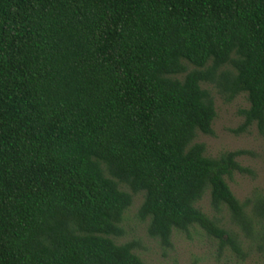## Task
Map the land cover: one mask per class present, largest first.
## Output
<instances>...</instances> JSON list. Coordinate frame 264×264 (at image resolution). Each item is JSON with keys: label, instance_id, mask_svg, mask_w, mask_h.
I'll list each match as a JSON object with an SVG mask.
<instances>
[{"label": "trees", "instance_id": "trees-1", "mask_svg": "<svg viewBox=\"0 0 264 264\" xmlns=\"http://www.w3.org/2000/svg\"><path fill=\"white\" fill-rule=\"evenodd\" d=\"M210 87L264 133V0H0V264H145L117 241L137 193L165 246L197 226L238 247L206 192L264 238V195L228 183L246 152L196 141Z\"/></svg>", "mask_w": 264, "mask_h": 264}, {"label": "rangeland", "instance_id": "rangeland-1", "mask_svg": "<svg viewBox=\"0 0 264 264\" xmlns=\"http://www.w3.org/2000/svg\"><path fill=\"white\" fill-rule=\"evenodd\" d=\"M212 90L217 112L213 121L214 134L198 133L196 141L206 145V154L209 156L234 150L246 152L238 161L249 171H236L228 178V183L240 201H254L258 195H264V133H260L255 125L247 131L232 132L242 124L243 118L239 115V110L248 107V102L244 95L225 102L213 88ZM142 201L143 193L133 195L132 205L125 212L122 222L124 233L117 241H136V252L145 264H264V238L255 232L244 231L232 221L226 208L213 210L208 192L197 206L209 216L220 219L230 236L236 238L237 248L227 239L222 243L197 226L192 227L189 233L175 230L171 245L165 246L159 239L148 234V221L139 217L138 210Z\"/></svg>", "mask_w": 264, "mask_h": 264}]
</instances>
